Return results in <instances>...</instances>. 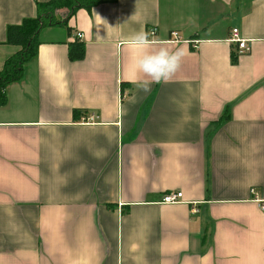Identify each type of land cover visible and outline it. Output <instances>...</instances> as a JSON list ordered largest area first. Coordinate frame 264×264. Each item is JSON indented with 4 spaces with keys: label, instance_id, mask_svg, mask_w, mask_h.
I'll list each match as a JSON object with an SVG mask.
<instances>
[{
    "label": "crops",
    "instance_id": "1",
    "mask_svg": "<svg viewBox=\"0 0 264 264\" xmlns=\"http://www.w3.org/2000/svg\"><path fill=\"white\" fill-rule=\"evenodd\" d=\"M47 1L0 0V69L17 51L8 26ZM68 14L40 30L0 106V264H264V0ZM235 28L251 46L240 56ZM141 31L185 52L148 91L127 45ZM170 192L181 200L162 202Z\"/></svg>",
    "mask_w": 264,
    "mask_h": 264
},
{
    "label": "trees",
    "instance_id": "2",
    "mask_svg": "<svg viewBox=\"0 0 264 264\" xmlns=\"http://www.w3.org/2000/svg\"><path fill=\"white\" fill-rule=\"evenodd\" d=\"M106 0H49L38 2L36 17L23 19L19 24L9 25L7 28L6 43L17 47V51L8 56L4 66L0 69V106L7 102V87L22 80L26 64L36 58L40 40V30L47 25H54L60 20L56 19V13L60 10H68L70 17L77 9L91 10L94 6ZM62 22H66V19ZM86 54L83 41H75L69 46V58L72 61L81 60ZM236 61L234 57L233 62Z\"/></svg>",
    "mask_w": 264,
    "mask_h": 264
},
{
    "label": "clouds",
    "instance_id": "3",
    "mask_svg": "<svg viewBox=\"0 0 264 264\" xmlns=\"http://www.w3.org/2000/svg\"><path fill=\"white\" fill-rule=\"evenodd\" d=\"M127 45L138 52L135 63L141 78L136 84L144 91H148L152 83L170 80L185 55L182 47L175 50L163 45L154 47L149 35L143 31L131 35Z\"/></svg>",
    "mask_w": 264,
    "mask_h": 264
},
{
    "label": "built area",
    "instance_id": "4",
    "mask_svg": "<svg viewBox=\"0 0 264 264\" xmlns=\"http://www.w3.org/2000/svg\"><path fill=\"white\" fill-rule=\"evenodd\" d=\"M152 33H155V30L151 31ZM83 34L78 33L77 37L79 39H82ZM173 39L176 41L179 40V35L177 32H172ZM231 41L236 44V55L240 56L243 54H246L251 51L250 42L248 39H245L240 36L239 30L237 28L233 29L232 31V38ZM198 45L195 43L194 48H197ZM94 115L89 116L88 118L83 119V121H93ZM183 193L182 192H170L165 194V196L162 199V202L164 203H175L181 200ZM258 201L261 204L262 210L264 212V203L262 200L258 199ZM192 211H197L196 209H193Z\"/></svg>",
    "mask_w": 264,
    "mask_h": 264
}]
</instances>
